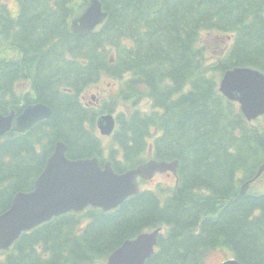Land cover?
<instances>
[{
  "label": "trees",
  "instance_id": "16d2710c",
  "mask_svg": "<svg viewBox=\"0 0 264 264\" xmlns=\"http://www.w3.org/2000/svg\"><path fill=\"white\" fill-rule=\"evenodd\" d=\"M89 1L16 0V12L0 4V112L20 110L21 102L53 109L27 133L0 138V214L33 189L58 141L71 160L102 159L107 146L112 157L123 152L125 167H137L155 126L163 132L157 158L181 161V185L141 192L109 213L63 215L23 234L0 264H103L125 240L161 226L166 234L148 264H209L221 253L264 264V180L240 194L264 162V125L253 128L218 90L229 69L264 72V0H100L107 19L81 38L70 24ZM225 35L244 45L224 59ZM102 76L120 88L100 112H86L78 96ZM22 84L33 95L17 97ZM144 100L161 115L143 113ZM119 106L129 112H118L106 143L94 119Z\"/></svg>",
  "mask_w": 264,
  "mask_h": 264
},
{
  "label": "water",
  "instance_id": "95a60500",
  "mask_svg": "<svg viewBox=\"0 0 264 264\" xmlns=\"http://www.w3.org/2000/svg\"><path fill=\"white\" fill-rule=\"evenodd\" d=\"M107 14L99 0H91L89 7L71 24V29L80 37L91 34L102 24ZM221 91L230 100L238 101L242 111L253 120L264 114V74L251 68L229 70L221 82ZM51 108L38 104L28 107L14 123V130L25 132L39 120L51 117ZM13 125V117L0 114V136ZM103 134L111 133L112 117L100 120ZM67 147L58 143L48 160L44 172L37 179L34 190L20 192L14 197L10 208L0 215V250H8L23 231L31 230L41 223L70 211H82L88 205L109 211L129 196L139 193L138 177L152 179L156 172L176 171L177 162H151L126 174H116L110 165L99 166L97 159L71 161L66 157ZM264 173V165L257 177ZM161 229L152 234L140 235L135 241L126 242L113 253L108 264H145L153 254ZM222 264H240L225 261Z\"/></svg>",
  "mask_w": 264,
  "mask_h": 264
},
{
  "label": "rangeland",
  "instance_id": "374dc122",
  "mask_svg": "<svg viewBox=\"0 0 264 264\" xmlns=\"http://www.w3.org/2000/svg\"><path fill=\"white\" fill-rule=\"evenodd\" d=\"M6 4H8L9 6H11L10 8H13V10L16 11V1L15 0H7L5 1ZM213 47L215 48L216 47V42H213ZM103 84L102 86L100 87V89L97 91L95 90V92H100V94L102 95H105L106 93H104V89L107 87V82H110V81H102ZM115 87V85L113 86ZM146 110H149V106L146 104ZM260 123H264V120L262 121H258L257 124H260ZM172 175L170 174H165V175H158L155 180L152 182V183H147L146 185L143 186L144 189H154L157 182L158 181H162V182H165V178H171ZM224 258V255L221 253V254H215L212 256V254L207 258V260L209 261V264H221V262H223V259Z\"/></svg>",
  "mask_w": 264,
  "mask_h": 264
},
{
  "label": "flooded vegetation",
  "instance_id": "af4514ba",
  "mask_svg": "<svg viewBox=\"0 0 264 264\" xmlns=\"http://www.w3.org/2000/svg\"><path fill=\"white\" fill-rule=\"evenodd\" d=\"M264 57V56H263ZM22 106V105H21ZM24 108V107H23ZM23 108H22V110H23ZM22 110L20 111V110H17V111H20L19 113L18 112H16L17 114H20L21 112H22ZM16 116H18V115H16ZM110 158V157H109ZM114 165H115V167L118 169V170H123L122 168H123V164H122V162H120V160H118V159H115L114 160Z\"/></svg>",
  "mask_w": 264,
  "mask_h": 264
},
{
  "label": "bare ground",
  "instance_id": "6f19581e",
  "mask_svg": "<svg viewBox=\"0 0 264 264\" xmlns=\"http://www.w3.org/2000/svg\"><path fill=\"white\" fill-rule=\"evenodd\" d=\"M239 68H240V66H239ZM82 82V81H81Z\"/></svg>",
  "mask_w": 264,
  "mask_h": 264
}]
</instances>
